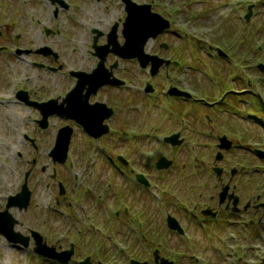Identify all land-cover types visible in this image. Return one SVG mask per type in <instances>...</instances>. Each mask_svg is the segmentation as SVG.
Masks as SVG:
<instances>
[{
	"label": "rangeland",
	"instance_id": "374dc122",
	"mask_svg": "<svg viewBox=\"0 0 264 264\" xmlns=\"http://www.w3.org/2000/svg\"><path fill=\"white\" fill-rule=\"evenodd\" d=\"M136 1L152 3L153 10L168 15L172 19L173 28H176L174 33L181 35L178 38L174 36L171 38V32H169L167 36L162 35L159 38L150 39L145 48H157L156 45L159 41H167L168 48H173L174 54L182 53L181 56L185 61L183 75L195 83L196 92L201 94L200 96L205 100V104L199 103L196 105V109H190L191 106L184 107L187 112L182 122L187 123V130H184L182 135L185 136L187 142L179 148L174 147V149L162 146L153 137L152 144L149 142L137 144L143 141L141 138L117 143L116 146H113L114 143L109 144L104 140H102L103 144H98L91 142L83 130L78 129L79 126H77L78 128L74 126V136L69 141L66 161L53 163L48 156V151L54 141L57 128L68 124V120L59 116L50 117L48 128L41 130L35 121L36 118H39L36 108V110L21 109L22 113H19L9 106L10 111L6 112L1 108L2 105L7 108L5 100L0 99V209L4 208L8 195L19 191L26 173V183L30 190L28 205L25 209L9 208V212L17 220L14 229L22 234H28L30 229H35L45 236L48 244L54 243L56 246L62 247L68 245L70 240H76V253L79 257L98 254L93 248L95 247L94 242L98 243V239H100L99 242L103 244H97L99 253L105 254L103 258L108 261V264H118V262L120 264L122 263L120 261L125 262L131 257L148 258L150 254L145 250L151 244L158 245L157 247L162 249V254L165 253L173 258L175 264H228V255L224 258L219 256V248L226 242L224 248L228 252L231 248L232 254L237 257L242 256L239 264H250L255 257L254 252L261 253L264 250V246L258 243L259 241L245 245L246 248L243 249L241 243H235L240 242L239 239L231 241L233 240L231 232L236 233L231 228H226V230L217 228L215 231L210 228L207 230L209 234L206 235V231L203 232L189 223L190 221L184 216V214L187 216L184 210L185 204L182 205L179 201L183 200V195L186 192V188H184L186 175L204 172L213 161L212 139L216 134L226 131V128L218 126L219 117L230 121L233 124L231 125L233 129L247 130L236 131L238 136L248 134L251 143L258 142L261 147L264 146V123L255 124V122L260 123L259 118H263L264 121V107L262 109L263 104L255 101L250 93L246 92L240 96L249 104L240 99H234V93H228L227 102L220 104L218 108L208 105L214 98L220 96L224 86L231 88L230 91L241 92L239 86L243 84V79L237 80L236 84L239 86L224 83V86H221L222 90H219L215 84L216 81L211 79V75L208 74V70L212 69L216 74L217 68H214V59L212 54L208 53L207 48L208 45H213V49L217 46L229 55L231 54L232 61L226 59L230 63L226 61V65L224 64V68L220 70L221 76L217 77H223L225 80L228 73L236 72L235 69L238 76L253 77L254 91L251 93L260 94L264 101V72H260L255 65L258 60L264 63V0ZM102 3V5H94L90 24L94 26L99 23L100 28L103 29V22L107 21L109 27L114 19L119 21L121 26L125 14L121 0H105ZM249 3H253L252 15L248 21H245L243 16ZM76 23L64 27V33L69 36L67 39L77 34L74 39L65 40L67 45L70 44V41H74L77 45L76 48H58L61 52V69L54 72L39 69L36 73L33 66L26 68V73L30 77H33L35 73L39 76L36 84L39 90L46 91V93H41L44 97H49L50 94L53 95L61 89L55 97L62 98L68 92L71 81V77L66 73L68 68H80L88 71L95 65L96 57L91 53L92 48H89L88 26L90 25L83 27L79 21ZM118 34L122 36L120 27ZM172 41L174 42L172 43ZM33 59L39 60V58L31 56L30 60ZM107 59V62H111L114 55L109 54ZM14 61L17 64L13 65L12 73L10 71L11 74H9L6 71L0 83V93L5 95L9 93L11 87L23 85V80H25L22 67L25 63L16 58ZM121 61L125 63L123 68L127 72H130L133 77L139 78L137 81L140 85L149 80L157 86L158 91L154 93L153 100L144 96L139 99L140 106L137 108V112L142 121L151 117L144 130H148L150 125L160 133H168L178 128L176 117L172 114L171 109L165 107L167 104L164 100H168L161 91L167 83L164 70L161 71V74L150 78L147 68H139L132 64L131 60ZM34 84V77L32 80L26 81L28 86L32 87ZM230 99H234L232 105H229L231 104ZM172 105L175 106V104ZM200 111L208 115L214 126L210 136H208L210 128L206 118L205 135L197 132L194 128L196 116L199 119L200 116L203 117ZM144 123L143 121L142 125ZM24 132L31 140L26 138L23 140L19 146V155L17 152L14 156L8 155V148L18 142L17 135ZM203 139L206 142L204 146L194 145L202 142ZM103 145L108 147V153ZM121 145L124 148H121ZM122 150L131 157L136 156L143 159L147 157L149 160H152L155 154L167 153L176 162L168 172H158L155 176L156 189L150 194L143 192L134 194L136 198L140 197L138 199L140 208L147 209L148 214L145 216L147 219H143L142 222L147 229L146 235H149L153 240L152 243L147 240L141 241L140 232L137 234L133 232L132 235L124 215L118 217L112 215V212L119 208L118 198L120 190L123 188V182L114 175L106 163L105 157H113ZM232 154L227 157V160L232 164L239 157L245 156L249 159L250 171L252 170V176H254V191L256 192L257 186L264 185L263 163L255 158L250 151L244 149H239L238 152L235 151ZM193 155L195 158L192 157ZM142 162L147 163V161ZM184 164L186 165L184 166ZM58 181H62L64 184L62 195H59ZM109 181L112 183L110 187L107 186ZM159 196L162 202H168L165 205L172 204V206H168V209L182 223L184 235L167 231ZM131 218L132 220L139 218V214L132 212ZM90 223L94 226L92 227ZM108 229L114 231L119 238H116L118 241H110V237H107L109 236ZM76 231L80 233L78 236ZM155 237H160V244L155 243L158 242ZM57 240L61 243L56 242ZM33 246V241L30 240L26 247H14L0 234V264H53L49 260L35 255ZM224 248H222L223 255H226L227 251ZM197 258H203L204 261H199Z\"/></svg>",
	"mask_w": 264,
	"mask_h": 264
},
{
	"label": "flooded vegetation",
	"instance_id": "af4514ba",
	"mask_svg": "<svg viewBox=\"0 0 264 264\" xmlns=\"http://www.w3.org/2000/svg\"><path fill=\"white\" fill-rule=\"evenodd\" d=\"M104 1L105 0H0V83L6 71L9 74L12 73L13 65L17 64L14 61L15 58L25 63V65L23 64L22 66L25 79L23 80V85L10 88L9 92L12 94V99L5 101L7 108H5L4 105L1 108L8 112L10 111L9 106H11L16 109L17 112L22 113L20 112L21 109L29 110L30 106L37 108V105L32 102L46 99V97L41 94L42 92L46 93V91L39 90L36 84L37 79H39L36 73L39 69L46 72H54L62 68L61 52L58 48H76L77 45L74 41H70L71 45H67V41L65 40H72L77 34L67 39L69 36L64 33V27L69 24H77L76 22L80 20L91 19L93 17L94 5H102ZM121 2L125 13V2L124 0H121ZM74 21L76 22L74 23ZM108 28L103 30L98 27H91L89 29V48L93 47L94 35H97L94 46L102 45L107 41ZM168 31H170V29L164 31L162 34L167 36ZM170 32L171 38L172 36L177 37L174 31ZM117 40L119 43H122L123 37L118 34ZM173 42L174 41H172V43ZM156 46L157 48H150L147 50L169 60L167 64L161 65L158 74H161L162 70L165 72L167 79L165 88L168 89L169 95L166 97L168 101L164 100V102L176 117L179 127L173 131H178L181 135L179 137L182 138V143L176 146L180 147L187 142L185 136L183 137L182 135L183 131L187 130V123L182 122L187 112L184 107L191 106L190 109L193 110L194 108L196 109V105H199V103L205 104V100L196 92L197 87L195 83L191 82L190 78L183 75L185 61L180 53L174 54L173 48H164L160 42ZM38 49L42 51H38ZM31 56L39 58V60H30ZM130 60L132 64H137L135 59ZM123 64L125 63L121 60L117 63H112L110 61L106 62L105 65L107 67L113 65V75L119 79L118 81L121 80L122 83L101 85L96 89L95 93L89 95L88 103H104L106 108L100 104L92 106L93 108L98 107V109L102 107V109H100L101 114L106 113L110 108L112 109V114L103 121V123L105 122L109 125V132L101 138L111 143H121L127 140L133 141L137 138H141L143 141L137 144H141L142 142H149L152 144V137L154 138V135L151 134V130L153 127L150 125L148 130H144L147 121H149L151 117L147 120H143L145 123L142 125V118L137 112V108L140 106L139 99H141L143 95L142 86L139 81H137L139 78L133 77L130 72H127L123 68ZM31 66H34L36 69V73L33 76L35 84L32 87L26 85V81L33 79V77H30V75L26 73V68ZM192 79L195 80V78ZM220 80L222 79L216 78L215 84L219 90H222ZM237 80L242 79L233 76L230 82L236 84ZM245 82L247 85L245 90L248 92L251 81L246 78ZM3 83L5 84V82ZM74 83L75 79L71 78V85ZM153 86L154 92L147 94V98L149 96H154V93L158 91L156 84H153ZM229 89L231 88H225V90H223L225 95L228 93ZM177 90L190 91L192 96L190 98H185L180 94L171 95L176 93ZM250 91L251 90H249V92ZM2 95L4 94L0 93V97ZM225 95L222 98L220 95L217 99L212 101L213 104L210 106L218 108L220 104L226 103ZM172 104H175V106ZM174 112L177 113L175 114ZM200 114H203V117L200 116L199 119L198 116H196L194 119V128L197 132L205 135L206 118L208 120L207 125L210 128L208 136H210L214 128L211 124V119L205 112L203 113L200 111ZM218 119L220 120L218 126L223 129L226 128V131L214 136L211 142L212 147L216 152L219 148L220 138L223 136H225L226 140L230 141L231 144L229 147L221 149L220 152L222 156L218 164L211 163L209 168H206L204 172L188 173L186 175L184 185L186 192L183 197L186 199L187 203L194 208L192 212L193 216H189V221L193 227L198 226L200 228L202 227V229H214L216 227V229L226 230V228H231L236 232L235 235H237L242 242H249L257 239L264 243V185L262 184V194L255 195L254 176H252V170L250 171V163L247 157L243 156L241 158H236L233 164L227 160L229 154L233 155L232 153L235 151L238 152L239 149L250 151L253 155L254 149L257 147L261 148V145H251V139L248 134H242L241 136L237 135L236 131L242 132L247 130H239L238 128L233 129L231 126L233 124H231L230 121L220 117ZM205 143V139H203L202 142L195 143L194 145L204 146ZM163 144L166 147H175L164 140ZM263 147L264 146H262V148ZM121 148L124 147L121 145ZM123 154L126 159L117 161L115 158H111L110 161L114 165V169L117 171L120 180L123 182L122 190L124 195L137 194L141 191L143 193L150 192L155 186V176H157L158 172L166 170L158 171L155 169L154 164L156 159L149 160L144 164L142 161H147V158L131 157L126 152ZM185 165L186 164H184V166ZM214 166H220L222 168V172L219 176L213 172ZM233 169H235V171L232 174ZM137 171L144 173L149 184L147 188L143 186V183L135 179ZM223 189H225V193L220 196L219 193ZM234 201H236V203H234ZM254 230H256L255 234ZM90 264L98 263L91 262Z\"/></svg>",
	"mask_w": 264,
	"mask_h": 264
},
{
	"label": "water",
	"instance_id": "95a60500",
	"mask_svg": "<svg viewBox=\"0 0 264 264\" xmlns=\"http://www.w3.org/2000/svg\"><path fill=\"white\" fill-rule=\"evenodd\" d=\"M127 16L124 21V27L122 33L124 35V42L120 45L116 39V24L111 28L108 35V42L104 46H98L94 48V54L98 57L97 66L91 73L78 72L77 86L69 92L62 101V105H56L55 100H49L45 105H48L49 110H45L40 120V124L45 126V119L49 111L58 110L59 113L70 118H75L79 122L83 129L90 135L98 136L106 131L104 127L101 130L100 121L102 115L100 109L89 107L87 104V97L89 91L96 86L103 83H113L114 77H110L111 72L104 67L105 56L108 52H113L119 57L132 58L136 57L142 67L146 66L148 61H151L150 73L154 74L159 65L162 62L161 58L155 55L148 54L144 51V44L149 37H155L164 28L168 27V21L163 19L158 13L150 12L149 5L141 4L135 5L129 0H125ZM249 17V13L246 14ZM112 45L111 48H107L108 45ZM264 69V66L261 67ZM88 85L85 93H82V88ZM149 89V88H148ZM66 102L65 106L63 103ZM41 106V104H39ZM44 106V105H43ZM71 128L63 126L58 130L55 144L50 151V155L53 160L63 162L67 155L68 142L70 138ZM258 153L264 157L262 151L258 150ZM169 161H165L163 158L157 162V166H167ZM219 171V170H218ZM29 199V191L25 184L22 185V189L19 193L8 198L6 208L0 211V233L3 234L7 240L13 242H20L23 245L28 243V236L22 235L20 232L13 230L16 219L8 212L7 208L12 205H17L19 208L26 207ZM168 226L172 229L180 230L178 223L174 218L168 217ZM32 236L35 239L34 250L40 254L50 257L69 258L72 250H68L62 253H55L52 246H47L42 241L41 236L36 231H31ZM160 264H171L167 261H162Z\"/></svg>",
	"mask_w": 264,
	"mask_h": 264
},
{
	"label": "bare ground",
	"instance_id": "6f19581e",
	"mask_svg": "<svg viewBox=\"0 0 264 264\" xmlns=\"http://www.w3.org/2000/svg\"><path fill=\"white\" fill-rule=\"evenodd\" d=\"M22 144V142H19V145H17L15 148L18 150L19 146Z\"/></svg>",
	"mask_w": 264,
	"mask_h": 264
}]
</instances>
